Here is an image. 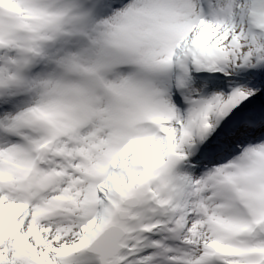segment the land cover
<instances>
[{
	"label": "rangeland",
	"instance_id": "1",
	"mask_svg": "<svg viewBox=\"0 0 264 264\" xmlns=\"http://www.w3.org/2000/svg\"><path fill=\"white\" fill-rule=\"evenodd\" d=\"M0 2L5 4L2 0ZM211 2H214L211 16L195 24V0L189 1L188 8L192 9L191 12L193 15L191 24L196 26L194 28V34H187V31L190 29H185L184 31H180V29L172 30V21H167L161 24L163 31H159L160 34L157 38L153 34V39L147 40L141 49L143 51L141 54L144 56V62L155 60L168 51L173 52L176 50L178 54L184 49L192 51L188 59L189 62L186 66V74L183 77L182 85L178 87L175 97L172 99V91L169 90V84L159 81L163 84L161 86L164 88L160 85L157 88L169 97V101L166 102L165 106H161V109L156 104L154 105V102L143 104L141 98L128 101V103L139 104L146 112L152 111L163 117H168L171 114L173 110L172 106L173 104L176 105L177 100L189 102V104H192L190 106L191 109H195L193 114L188 116L184 114L185 117L182 121H180L182 119L180 116L176 117L177 120L172 119L177 121L176 126L181 124L184 127L183 129L189 133L187 126L193 123L196 127H200V133L202 135L205 134L208 137L216 135L220 139V143H217L215 147L211 146L209 149L207 146L204 147V151L207 153L205 157L201 158L197 156L195 157L197 161L194 160L192 162L191 160L192 163L188 165V167H194V179H191L189 183L192 184L195 192L193 196L189 194L191 199L188 202L192 206V209H190L188 202L184 204L186 212L188 213L185 231L181 230L180 227L175 230V224L169 218L171 212L168 211L173 210L176 206L179 207L180 202L176 195L172 196L173 189L169 183L172 178L169 175L179 165L182 154L192 155L191 148H187L186 146L188 143L192 144L194 142L195 136L189 134V137L185 138L183 143L178 142L180 143L179 147L182 146L180 149L183 152L181 153L176 151L173 146L163 143L161 139L145 137L148 142H144V139H137L121 153L114 169L110 172L107 180L101 187V193L98 195V201L100 203L98 208L99 212L92 221H87L84 218L86 207L83 208V215L75 219L67 218L63 209L56 210L51 214L45 213V206L55 204L50 199L40 201L39 199H33L32 196L30 198L28 197V201L23 203L26 205V208H24L19 216L14 215L16 213L14 210L10 213L4 212L3 206L1 205L0 264H73L74 260L69 261L67 258L75 256L76 252L78 255L88 259L83 264H96L94 262L95 256L93 255L94 257H92V255L88 254V251H90L88 248L98 234L107 226L117 222L116 212L126 198L127 200H132L133 198L139 197V201L135 203L134 201H130L128 206L124 207L122 214L123 219L127 218L121 223V228L124 231L122 243L126 247L121 248L119 251L120 255L118 254V258H120L122 264L123 261H126L128 264H162L168 257L171 258V261L167 264H172L173 262L196 264L199 261L200 252L204 244L210 242L218 243L220 238L224 239V232L230 224L221 230H218L216 226L217 228L212 234L206 233L207 228H205V225L209 223V220H206L199 205L201 197L216 185H218L221 196L224 185L231 186L233 190H239L242 195L246 191L249 196H253L255 191L260 188L264 189V161L260 159L258 150H251V148H257L264 144V55L261 57L264 40L258 41L259 36H253L254 33L251 30L252 24L250 23L253 14L256 15L257 11H260L259 6L262 2L264 3V0H212ZM186 3L187 1L184 4ZM119 4L117 1L110 2L87 14L86 16H89L88 19L93 17L95 19L90 21V25L92 24L91 28L100 33V35H103L104 31L108 32L111 29L108 24V27H105L104 22H98L103 18V12H110V14L114 12L115 14L123 9V4L124 7L126 4V7H129L131 11L142 8L139 0H125V3L121 6H118ZM112 8L115 9L111 10ZM188 8L185 5L181 8V1L179 0L165 1V12L169 15L182 13ZM65 12L67 13L66 20L77 14H82L71 7L66 8ZM124 18L130 20L127 16H124ZM121 20H123V16L116 17L115 24H120L119 22ZM254 20L260 30H262L264 22H258L255 18ZM11 25L14 26L13 22H6L0 19V83L1 78H9L11 80L12 76L17 75L15 59L20 57V51L23 47L22 41L27 39L26 37H21L19 34L15 35V32L10 27ZM122 34H124V42L126 41L127 45L126 37L131 38L132 36L127 31ZM64 36H67L65 32L63 33V38H65ZM138 36L128 40L130 42L136 40L141 44L147 37L145 35ZM184 36H188L186 40H183ZM166 37H169L170 43H166L162 48H157V53L153 54L151 50H155L157 47L155 39L162 42ZM15 38L18 41L14 45L16 49L13 48L12 52L9 53L12 56L16 54V57L15 59L13 57L14 60L7 66V63L12 58L8 59L6 57V51L4 50L7 46H13ZM197 42L200 43L199 48L196 50L190 49L192 46L195 47ZM65 47L67 46H49V67L55 70V76H52V81H58L59 75L65 76L67 73H71L69 72V68L72 65L68 63L74 60V58L68 62H66V59L70 58L73 51L66 52L65 54L70 53L69 56H66L64 54ZM30 48L35 53L32 62H37V58L41 61V54L36 47L31 45ZM120 48L121 46L107 47L108 50L112 49V54L107 57L103 56V61L101 62H96L102 56L99 53L101 46L98 47V51L97 48L94 50L93 57H85L86 62L81 68L85 69L84 75L92 80V84L97 80L92 75L93 70H98L95 67L96 64L98 63L101 67L106 68L108 61L116 58L113 52L121 50ZM87 50L84 47L77 49L79 52H85ZM123 58L131 59L132 57L124 56ZM207 59L218 60L223 70L219 74L210 73V65L205 66ZM255 63L260 64V68L256 67L253 72L252 70L249 71L250 65H254ZM39 69L45 71V67L41 68L35 65L29 74L23 75L29 78L30 82L27 81V84L34 87L38 82L43 81L42 85L47 82L45 78L44 80L37 79L36 82H33L31 79L33 75L39 72ZM122 71L121 73H125L131 72L132 70L128 68ZM258 75L261 76L259 77ZM248 79L250 82L247 81ZM149 81L147 83L156 84L155 81ZM52 86H40L33 92V98H28L30 94L28 96L26 94L16 97L14 96L15 92L11 90L0 92V113H7L9 116L5 121L19 120V115L27 107L43 106L46 110L51 106L55 107V102L60 97L57 96V91L54 92L56 87ZM232 86L233 88L236 87L237 93H225V90ZM102 88L103 86L96 89L102 90ZM136 91L137 88L135 86L131 87L128 91L123 88L121 89L119 86L103 89L100 92L101 100L99 104L113 103L116 97L123 96L127 98L129 97L128 92L131 94ZM10 96H13V100L20 101L23 106H18L12 112L8 110L7 105H9ZM244 97L258 99L260 102L250 104L245 101ZM64 102L66 103L63 105V108L65 107L64 109L67 110L70 117L54 119L49 124L36 128L33 132L21 133L17 140L11 137L10 143L13 144V147H18L20 139L31 140L48 128L55 132L57 130L60 134L58 135L59 138L54 146L46 153L45 163L37 167L33 176L24 183L23 187L37 189L39 188L38 186H47L49 183L53 186L54 182L58 179L54 185L55 188L52 189L53 195L58 194V197L68 199L72 193V180L74 176L79 173L78 178L82 177V180L85 179L87 182L91 168L97 163L99 155L107 147L93 150L91 140L100 133L94 121L83 127L82 134L77 135L76 133V136L74 135L75 132L72 134L69 133L72 131L67 127L72 126L75 129L79 127L80 120L78 116H76L77 120L75 119L74 114L76 112L74 109L76 108L78 114L80 113V102L73 96H67L62 103ZM241 105L250 106L251 109L247 110L249 112L244 113L242 118L239 119L242 120L245 118V120H242L243 123L235 119L228 120L225 124L227 127H222L214 123L219 114L227 115L234 107ZM126 109L124 107V110ZM84 110H90L91 112L89 111L88 116H92L94 106L86 104ZM84 110L81 106V111L83 112ZM72 111H74L73 114ZM250 112H254L253 117H248L251 114ZM177 113L179 114V112ZM113 116L107 115L106 126H102L103 135H108ZM44 119L49 118L46 117ZM89 120L92 121L91 119ZM163 125L166 129L169 123ZM258 130H262V133ZM1 137L3 138V136H0V139ZM158 145L159 148L153 153L147 152L150 148H156ZM167 148L172 149V152L167 151ZM89 153H92L94 157L91 158V156H88ZM167 154L175 155V160H168ZM55 155L56 157H54ZM2 161L3 158L0 160V168L3 166ZM21 167L22 159L19 161L13 173L10 174L12 182L16 181ZM257 172L259 174L262 172V175L258 179L250 177ZM202 180L203 183H201ZM246 184L247 187H245ZM10 188L11 186L7 182L0 183V194L3 195V198L0 199V204L11 199ZM80 190L84 194L86 186L81 187ZM120 196H123L121 201H113L114 197L118 198ZM182 196L181 198H184ZM192 197L194 200H192ZM171 199L174 201L173 208L170 207L171 203L169 201ZM18 202L21 203L20 200ZM164 207H168L170 210H164ZM184 207L180 208L182 215L185 211ZM42 213H44V216H41ZM152 214L153 216H151ZM174 215H176L175 212ZM106 221H109V223L106 224ZM164 222H166L164 227L170 231L160 227L157 235H147L144 233V231L156 232L152 227L159 226ZM261 229L264 230V227L262 226ZM136 230H142L140 233H144L143 239H146V242L140 239V242L131 243V240H128ZM71 232L74 233L71 234ZM197 232L203 235H197ZM58 236H61L63 240L55 241ZM259 236L261 235H255L253 241L259 247L264 246L263 239L257 240ZM148 239L151 243L147 242ZM87 241H89L87 245H84ZM158 243L163 244L159 246ZM230 244L237 248L236 252L239 253L240 245L237 242ZM155 250H159L160 253L158 254ZM194 254H196V257ZM126 256L128 258L125 260ZM157 256L159 259L155 260Z\"/></svg>",
	"mask_w": 264,
	"mask_h": 264
},
{
	"label": "bare ground",
	"instance_id": "2",
	"mask_svg": "<svg viewBox=\"0 0 264 264\" xmlns=\"http://www.w3.org/2000/svg\"><path fill=\"white\" fill-rule=\"evenodd\" d=\"M45 0H2V4L0 2V19L6 22H13L14 26H10L11 29L15 32V35H20L21 37H26L27 39L22 41V44L27 41L30 42L31 45L35 46L36 49L40 52L41 54V61L40 59L37 58V62H32L34 60L35 53H31V59L25 63V67L21 73L29 74L33 67L37 65V67L44 68L45 71L39 69V72L37 74L33 75L31 79L33 82H36L37 79H42L44 78L47 80L44 85H42V82H38L36 86H32L30 84H27V81H29V78L24 77L21 75V73L15 75L14 77H11V80L9 78H1V83H0V92H4L6 90H11L14 91L15 94L14 96L18 97L21 95H26L30 94L28 98H33V92L36 91L40 86L43 87H56L54 90L57 91V96L60 98L58 99L57 102H55L56 106L55 107H50L49 112L45 113V116H49V119H43L44 117L39 118V122L42 123H37L35 124V128H31L30 125L28 126H23L22 122H18L17 119L15 120H9L5 121L9 118L8 114L5 113H0V160H2V167L0 168V181L2 183H8L11 186V194L10 197L11 199L1 203L0 206H3L4 212L10 213L12 210H14L16 213L14 214L15 216H19L24 208H26V205L23 203H26L28 201V197L30 198L31 196L33 199H39L40 201H43L44 199H50L53 201V205H57L58 209H63L65 211V216L67 218H77L81 217L83 215V208H87V198L85 193L80 190L81 187L88 186V183L86 182L85 179L82 180L79 177V173H77L76 176H74V179L72 180L73 187L71 189V194L69 195V198H63V197H58V194H54L52 192V189L55 188V183L54 185H50V183L46 186H38L39 188L34 189V188H26L23 187L22 183H18V181H11L10 174L13 173V171L16 169V167L19 164V161L21 158L24 157V154L19 151V147L22 142H27L31 140H21L18 145V147H13V144L10 143L11 137L15 138L16 140L19 138V135L23 132H33L36 128H39L41 126H44L46 124H49L52 122L54 119H65L70 117L68 115L67 110L63 108V105L66 103H62L64 98L67 96H73L74 98L78 99L80 102L79 110H80V115L78 114V111H76V108L73 109L75 110L74 117L76 119V116L79 117L80 123L78 129H75L74 127L72 128V132H69L70 134L74 133V135L82 134V130L84 126H87L88 124L92 123L93 121L96 123V127H98V130L100 133L96 136H94L91 140L93 143V150L109 146L113 142L110 139V137L103 135L102 130H103V125L106 126L107 123V115H112L115 113V115L122 113V110L120 107H118L116 104L112 103H104V105H100L99 101L101 100V91L103 89H107L109 87H115L119 86L121 89L123 88L124 90L128 91L130 90L131 87H136L137 91L135 93L128 92L129 95V100H134V99H139L141 98L143 104H148L151 102H154V105L160 107V109L165 106L166 102H168V95L164 93L162 90L157 88L156 84H151L148 85L145 83V81L152 77V76H145L144 72L140 71V66L146 65V68H148V62H144V56H142V47L144 43L147 40L153 39V34H155V37L160 34V30L163 31L161 28V24L167 22V21H172V30L180 29V31H184L185 29H190L187 31V34H194V28L196 27L195 25H192L191 18L193 17L191 8L189 7V1L190 0H179L181 1V8L185 7L188 8L184 10L182 13H177L175 15H169L168 13L165 12V1L166 0H139V4L142 5V8L140 10H134L131 11L129 7H126L127 5L124 4L125 0H100V3L93 8V11L96 10L98 6H104L110 2H118V6H123V9H121L119 12L115 13L114 12H103L102 16L103 18L100 19L98 22H104L105 27H110V31L103 32V35H100L97 31L91 28L90 21L95 20L93 18H89V16H86L88 13L87 11H84V14H77L75 16H72L68 20H66V15L67 13L65 12L64 9H60L59 6L56 3L55 6H52L51 8H48L44 5ZM185 1H187L186 4ZM212 1V0H211ZM214 6V2H211V9L210 12L212 13ZM115 8H112L113 10ZM53 12V13H52ZM65 12V14H64ZM96 12V11H95ZM195 12H196V0H195ZM4 13V15H2ZM208 15L205 19H208ZM94 15V13H93ZM92 15V16H93ZM118 16H123V20H121L119 23L120 24H115V18ZM124 16L129 17L130 20H126ZM197 17V13H196ZM196 20V19H195ZM202 21V20H201ZM97 22V23H98ZM108 24V26H107ZM159 26V27H158ZM120 29H119V28ZM158 27V28H157ZM127 33L131 35V38H134L135 36H140V35H145L147 36L145 40L141 44L138 43V41L133 40L130 42L128 39H131L129 37H126L127 39V45L126 41L124 42V34L122 33ZM66 33L67 36H64L63 38V33ZM136 33V34H133ZM138 34V35H137ZM135 35V36H133ZM138 36V37H139ZM188 36H184L183 40H186ZM65 40V41H64ZM18 41L16 38L14 39L13 46H7L4 51H6V57L8 59L12 58L9 63H7V66L11 64V62L15 59L16 54L12 56L11 53L12 49L16 47L14 46ZM154 42V41H153ZM156 43V49L151 50L153 54L157 53V48H162L164 45L170 43L169 37H166L165 39L160 40L155 39ZM200 43L197 42L196 44V49L199 48ZM49 46H67L64 48V54L67 52H70L72 50V55L70 58L66 59V62H68L70 59H73L70 63L72 67H70L69 72L65 76H58V81H52V76H55V70L51 67H49V62L48 59L50 58V51H49ZM101 46V49L99 53H101V58H98L96 62H101L103 61V56L107 57L112 54L111 50H108L107 47L110 46H121V50L114 51V55H122V56H129L132 57L129 59L130 61L133 60V63L131 66V72H123L122 70H109L108 69V64L113 61H109L107 63V67H101L98 63L96 64V68L98 70H93V74L95 78L97 79L95 83L92 84V80L88 79V77H85L84 75V70L81 68L83 64L86 62L85 57H93L94 56V50L98 47ZM126 46H128L126 48ZM88 49L85 52H79L77 51L78 48H83ZM24 48V47H23ZM21 49V53L22 50ZM69 50V51H68ZM91 51V52H90ZM20 53V57H21ZM70 54V53H69ZM69 54H65L66 56H69ZM14 57V59H13ZM61 59V58H60ZM117 59H122V60H128L124 58H116ZM16 61V60H15ZM16 68V64H15ZM32 68V69H31ZM88 71V69H87ZM17 72V71H16ZM59 73V72H58ZM20 75V77H19ZM22 76V77H21ZM90 78V77H89ZM88 80V82H87ZM250 82V80L248 79ZM30 82V81H29ZM101 89H96L100 88ZM101 90V91H100ZM99 97V98H98ZM120 98V96L116 97V99ZM62 103V104H61ZM7 105L8 110L12 112L15 108L17 109L18 106L22 107L20 101L18 100H13V96H10V101ZM86 104L94 106V111L92 112V116L89 115L88 110H84V107H86ZM81 106L82 109L84 110L83 112L81 111ZM127 106V105H126ZM162 106V107H161ZM67 107V105H66ZM188 108V106H185ZM119 108V109H118ZM190 109V108H188ZM7 110V111H8ZM251 110V109H250ZM91 112V111H90ZM249 112V111H247ZM245 112V113H247ZM49 113V114H48ZM74 111H72V114ZM248 117H253L254 112H250ZM182 115V120H184V113L180 112ZM6 115V116H5ZM106 117V118H105ZM43 119V120H42ZM70 119V118H69ZM91 119L92 121H90ZM77 120V119H76ZM242 120H245L243 118ZM242 120H239V122H242ZM5 121V122H4ZM175 120H171L169 118H165V121L163 124H168L167 128L165 129L166 133L169 135V145L173 146V148L178 151V152H183L179 147L180 143L187 137H189V134L187 133L180 124L179 126H176ZM243 123V122H242ZM190 125V124H189ZM188 125V126H189ZM104 126V129H105ZM75 129V131H73ZM77 130V131H76ZM228 132V130H226ZM259 131V130H258ZM262 133V130L259 131ZM76 135V136H77ZM136 135H139L140 138H143L141 133H137ZM225 137V136H224ZM203 143L207 148L209 149L211 146L215 147L217 143H220L219 137L216 135H211V136H205L203 137ZM148 142V141H146ZM45 148H48L46 146ZM159 148V145L156 148H150L147 152L153 153L156 151V149ZM259 148V149H258ZM251 150L254 151H259V157L261 160L264 161V144L257 147V148H251ZM45 151V150H44ZM88 156H91V158L94 157L92 153H89ZM210 156V155H209ZM56 157V155L54 156ZM197 157L195 154L192 153V155H185L182 154L181 160L179 161V165L177 168L171 171V174L169 175L172 180L169 181L171 184V187L173 189V194L172 196L176 195L178 197L179 202V207H175L173 210L168 211L171 212L170 219L175 224L176 230L180 227L181 230L186 229V224H187V217L188 213L186 212V208L184 207V204L187 203L191 197L189 194L193 196V193L195 192V189L193 188L192 184H190V180L194 179V167H188L189 164H191L194 159ZM155 158V156H153ZM192 160V162H191ZM195 161H197V158H195ZM186 164V165H184ZM38 165H34L32 172L26 179V181L29 179L30 176H32L34 170L37 168ZM264 173V172H263ZM262 175V172L260 174L257 172L250 177L253 179H258ZM7 176L6 178H4ZM108 176V174H107ZM84 178V176H83ZM64 180V178H63ZM0 182V183H1ZM63 182V181H61ZM203 183V180L201 181ZM247 187V184L245 185ZM202 188V187H201ZM201 190V189H200ZM262 191V189L256 190V193ZM18 193V194H17ZM53 195V196H52ZM184 196V198H181V196ZM19 196V197H18ZM182 196V197H183ZM3 198V195L0 194V199ZM123 196L120 198L114 197V200H120L122 199ZM193 198V197H192ZM246 203L250 205V200H254L253 198H250V196L244 192V196L242 198ZM18 200L21 201V203L18 202ZM194 200V198L192 199ZM264 200V193L262 197L255 201V206L258 207L262 201ZM170 207L173 208L174 201L171 199L169 201ZM25 205V206H24ZM52 204H48L45 207H48ZM189 205V202H188ZM201 209L206 217V220H209V223L205 225V228H207L206 233L212 234L215 229L218 227V230H221L222 228H225L227 225L231 224L234 219H235V212H233V208H231L228 204L225 203V198L221 196L218 190V185H216L213 189H209L208 193L203 195L200 200ZM252 208H255V206L250 205ZM184 207V214L182 215L181 212L182 210L180 208ZM190 209H192V206H190ZM169 209L168 207H164V210ZM180 209V210H179ZM264 209V208H262ZM170 210V209H169ZM173 211V212H172ZM174 212L176 215H174ZM191 213V210H190ZM44 213L41 214V216ZM44 216V215H43ZM86 216V213L84 214ZM153 216V214L151 215ZM180 216V218H179ZM73 219V220H74ZM111 219V218H110ZM186 219V221H185ZM192 222V221H191ZM109 221H106V224H108ZM217 226V227H216ZM264 227V223L262 225ZM261 226V227H262ZM74 230V229H73ZM72 230V231H73ZM142 230H136L131 234V237L128 240H131V243L135 242H140L139 240L142 239L143 241L146 242V239H143V232L140 233ZM74 232H71L73 234ZM197 235H203L200 232L196 233ZM261 236H259V239H264V231H261ZM157 235V233H156ZM55 241H62L63 238L61 236L56 237ZM173 239V237L171 236ZM127 240V243L129 245V242ZM89 241L85 242L84 245H87ZM147 242L151 243V241L148 239ZM230 242H235V239H233ZM125 247V245L123 246ZM126 248V247H125ZM127 251V250H126ZM158 254L160 253L158 250H155ZM220 252V262L222 264H231V263H240L243 262V257L236 252V248L232 246L230 243H225L219 248ZM191 254V253H189ZM131 255V254H130ZM129 255V256H130ZM132 256V255H131ZM196 257V254H194ZM89 258V256H87ZM84 258V260H83ZM128 257H125V260ZM69 261H73V264H83V262H87L88 259L85 257H82L78 255V253H75V256H72L70 258H67ZM159 258L157 257L155 260H158ZM196 259V258H195ZM200 259V258H199ZM198 260V259H197ZM253 260V259H252ZM251 260V261H252ZM171 261V258L168 257L165 259V261L162 264H167L168 262ZM106 263H108L107 260H105ZM158 262V261H157ZM161 262V261H160ZM122 264V263H120ZM123 264H128L126 261H123ZM172 264H181V263H172ZM185 264V263H183ZM196 264H203L202 260L200 259L199 261L196 262ZM263 264V263H261Z\"/></svg>",
	"mask_w": 264,
	"mask_h": 264
},
{
	"label": "water",
	"instance_id": "3",
	"mask_svg": "<svg viewBox=\"0 0 264 264\" xmlns=\"http://www.w3.org/2000/svg\"><path fill=\"white\" fill-rule=\"evenodd\" d=\"M238 111H242V107H237ZM120 223L118 222L115 226L107 230L100 238V243L95 246H92L91 249L100 255V257H114L121 250L122 246L120 241L123 236V230L120 228Z\"/></svg>",
	"mask_w": 264,
	"mask_h": 264
},
{
	"label": "trees",
	"instance_id": "4",
	"mask_svg": "<svg viewBox=\"0 0 264 264\" xmlns=\"http://www.w3.org/2000/svg\"><path fill=\"white\" fill-rule=\"evenodd\" d=\"M263 14H264V11L262 12ZM263 14H259V15H257V20L259 21V22H264V20H263V18H262V15ZM263 47V49H264V46H262ZM264 52V51H263Z\"/></svg>",
	"mask_w": 264,
	"mask_h": 264
}]
</instances>
